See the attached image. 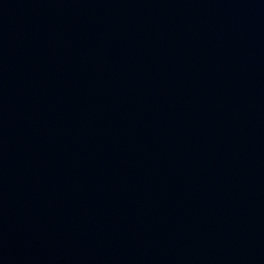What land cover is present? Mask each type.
<instances>
[{
    "label": "water",
    "instance_id": "water-1",
    "mask_svg": "<svg viewBox=\"0 0 264 264\" xmlns=\"http://www.w3.org/2000/svg\"><path fill=\"white\" fill-rule=\"evenodd\" d=\"M0 264H264V0H0Z\"/></svg>",
    "mask_w": 264,
    "mask_h": 264
}]
</instances>
